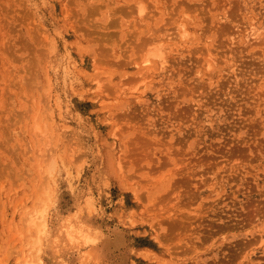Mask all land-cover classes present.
Segmentation results:
<instances>
[{"label":"rangeland","instance_id":"374dc122","mask_svg":"<svg viewBox=\"0 0 264 264\" xmlns=\"http://www.w3.org/2000/svg\"><path fill=\"white\" fill-rule=\"evenodd\" d=\"M38 256L264 264V0H0V264Z\"/></svg>","mask_w":264,"mask_h":264},{"label":"bare ground","instance_id":"6f19581e","mask_svg":"<svg viewBox=\"0 0 264 264\" xmlns=\"http://www.w3.org/2000/svg\"><path fill=\"white\" fill-rule=\"evenodd\" d=\"M179 27H184V22H182L181 24H179ZM185 33H188V31L185 29L184 32L182 33L183 35ZM259 33V29H256L254 31H252V35L257 38L259 35H262L261 33ZM260 37V36H259ZM163 51V50H161ZM159 51L156 47H153L152 50H149L148 53H147V56H151V57H155L157 60V64H158V68H160V70H164L166 68V60L164 58V55H163V52ZM144 64H147L149 63V60L148 59H145L143 61ZM213 63V61H212ZM214 64V63H213ZM205 68L206 69H209L211 68V62L209 61H205V64H204ZM37 129V128H35ZM35 140V139H34ZM37 140V139H36ZM36 150V149H35ZM29 153V152H28ZM40 158V156H38ZM44 157V156H43ZM37 158V157H36ZM35 161L37 162V160L35 159ZM49 168V167H48ZM38 169V168H37ZM50 169V168H49ZM37 171H40V170H37ZM41 182V181H40ZM42 184V183H41ZM39 183V185H41ZM37 190V188H36ZM33 205V204H32ZM37 205V204H36ZM34 206H32V208L30 210H28L27 212L24 213V223L26 224L25 226L31 228V229H34L35 230V235L36 237L34 238L35 242L34 244H36V253L39 254L40 251H41V245H42V238L46 235V233L48 232V220H47V217H46V210L45 208H41V209H38V208H33ZM22 220V219H21ZM22 221H20L21 223ZM50 226V225H49ZM26 227V228H27ZM24 228V227H23ZM12 236V235H11ZM17 236V234H16ZM33 240V239H32ZM30 243V242H29ZM32 243V242H31ZM25 246V245H24ZM24 248V247H23ZM38 258V264H42L41 263V259L39 258V256L37 257ZM26 264H31V263H28L26 262ZM82 264H86V263H82Z\"/></svg>","mask_w":264,"mask_h":264}]
</instances>
